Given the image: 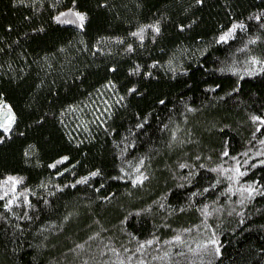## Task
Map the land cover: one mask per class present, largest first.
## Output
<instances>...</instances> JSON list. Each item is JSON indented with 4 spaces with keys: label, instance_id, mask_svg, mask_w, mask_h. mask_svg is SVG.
Returning <instances> with one entry per match:
<instances>
[{
    "label": "trees",
    "instance_id": "obj_1",
    "mask_svg": "<svg viewBox=\"0 0 264 264\" xmlns=\"http://www.w3.org/2000/svg\"><path fill=\"white\" fill-rule=\"evenodd\" d=\"M69 7L71 0H0V101L8 102L17 116L10 135L0 141V178L24 177L18 188L30 189L31 202L23 203L21 195V203L9 211L0 200V264H80L84 257L88 264H117L111 253L99 255L106 243L131 244L134 251L138 240L155 235L167 251L165 241L176 245L170 237L182 228H191L182 237L188 248L215 232L220 254H214L213 246L188 252L176 245L172 251L184 255H173L172 264H264V192L250 198L225 192L228 181L221 177L202 196L189 201L188 195L216 180L220 173L211 169L221 161L228 167L237 153L264 151L252 138L249 119L253 112H264V71H244L251 67L245 63L248 55L264 57V39L243 49L249 36L264 37L260 22L251 18L264 9V0H77L75 7L88 13L83 28L70 23V15L62 18L65 22L52 19ZM241 19L248 25L245 30L238 28L226 43L212 42ZM156 20L161 32L155 38L150 28L143 41L129 35ZM113 64L116 69L110 70ZM137 64L139 72L128 71ZM109 80L114 88L104 86ZM132 84L136 93L127 92ZM189 105L195 110L188 111ZM146 114L143 128H135ZM177 126L178 139L169 145ZM261 134L264 129L257 139ZM225 143L229 156L221 157ZM63 155L69 159L49 166ZM140 156L147 179L133 185ZM246 158L238 157L241 163ZM257 158L264 156L253 161ZM181 161L208 167L189 184L183 177L193 169L178 168ZM96 168L102 175L77 183ZM122 175L129 178L119 179ZM252 180L264 187V166L234 184L238 188ZM57 184L65 187L57 189ZM242 198L245 202L237 204ZM205 203L211 216L202 215ZM182 205L183 211L175 210ZM218 205L223 208L215 211ZM94 232L103 240H89ZM80 243L85 247L77 253ZM159 251L149 246V257Z\"/></svg>",
    "mask_w": 264,
    "mask_h": 264
},
{
    "label": "snow or ice",
    "instance_id": "obj_2",
    "mask_svg": "<svg viewBox=\"0 0 264 264\" xmlns=\"http://www.w3.org/2000/svg\"><path fill=\"white\" fill-rule=\"evenodd\" d=\"M15 3L16 0H13ZM102 2H106V0H102ZM71 3L73 7L66 8L64 11L58 12L56 16H54L52 19L65 22L62 20L63 17L66 15H70L73 17V19L70 21V23L73 24H78L80 28H83L85 26L84 21L86 20L88 13L86 11H80L78 10L75 5L77 4V0H71ZM193 3L195 4H201L203 3V0H193ZM255 19L256 21L260 22V28L264 29V9H261L259 12H256L253 14L251 17ZM9 28L12 27V25H8ZM179 28L183 29L186 26L184 24H179ZM248 27V25L244 22V20H233L229 26L226 27L225 30L221 31L218 36L213 38L214 43H226L231 37L234 36L236 33V30L239 28L241 30H245ZM151 29L153 32V38H155V34H158L161 32V27H160V21L156 20L153 21L151 24H141L135 32L129 33V35L133 37H138L140 41H143L145 39L144 33L146 29ZM42 30V29H41ZM35 32L36 29H33ZM113 40H122L123 37H112ZM261 39H264V37L260 35H251L248 38V42L243 44V49H248V44L249 43H255ZM133 49V45L129 43L127 45V50L131 51ZM237 51H241L240 48L237 49ZM250 51V50H249ZM202 54V53H201ZM153 64H156L157 61H153ZM245 63H250L251 67L245 68L244 71L248 75L254 74L256 71H264V57L262 56H257L254 54L248 55ZM140 65L137 64L133 68H129V72H139L140 71ZM116 65L113 64L110 67V70H115ZM223 70V69H222ZM231 71L236 72V68H230ZM181 71H186V69H181ZM145 76L149 75V73L145 72ZM105 87H115V82L114 81H107L106 84L104 85ZM211 87H218V85H214ZM138 91V87L136 84H132L131 87L127 89V92L129 93H136ZM3 94L0 93V96ZM124 97L121 96L120 100H123ZM160 104H164L165 100L161 99L159 100ZM188 111H194L195 109H192L191 106L189 105L187 108ZM103 115V113H101ZM137 116H140V113H136ZM186 118V117H185ZM43 120V117L40 118ZM149 119V116L146 114L141 117L140 122L135 125V128L137 129H142L144 123ZM249 119L251 120L254 130L252 132V138L256 140V143L260 145L261 148H264V134H261L259 138L257 139V134L262 133V129H264V112L256 113L253 112L250 114ZM17 120L16 113L13 111L12 106L4 102L3 104H0V130L4 133V135H0V141H4L8 135H10L11 130L13 129V125L15 124ZM101 124L104 123V120L99 121ZM179 130V126L176 128L171 129V139L168 141L169 145H172L174 142L177 141V133ZM181 143L183 141H180ZM251 152V155L248 153ZM30 153L26 152V155ZM221 157H228L229 156V149L227 144L225 143L223 147V151L220 153ZM264 156V151L256 150L253 151L252 149H246L242 153H237L236 155H233L230 157L232 164L229 165L228 167H223V164L225 161H221V164H217L215 167L211 169L213 172H219L220 175L217 176L216 180L210 182L203 190L201 189H196V191L189 193V201L191 200L192 197L199 195H203L204 192H207L210 188H215L217 184L221 183V177H224L228 181L227 187L224 189L225 192H232V191H239L241 197H246L250 198L253 195H255L258 191L259 192H264V187H257V181L252 180V181H243L239 183L238 188L234 184V182H239L241 181V178L245 175V173L251 171V169H254L257 167V165L264 166V159L257 158L253 161V157H261ZM238 157H247L246 159H243V162L241 163V159H238ZM69 157L67 155H63L58 157L57 160L53 161L52 164L49 166L51 168H56L57 164H59L61 161H67ZM145 157L140 156L139 157V162L136 163L135 168L133 169V175H131V183L133 185L142 183L147 179V176L143 171H140L141 165L144 162ZM197 162H200L202 157L201 156H196L194 158ZM209 159H211L209 157ZM251 161V163H250ZM178 168L183 169L186 167H191L193 169L192 172L189 173L187 177H183V179L189 183L192 184L193 180L191 177L195 176L196 173H198L201 168H207V164H200V167H197L196 164L191 163L190 161H181L178 162L177 165ZM121 172H124V169L121 168ZM57 176H59L61 173L57 171L55 173ZM102 175L101 169L96 168L91 172H88L87 175L85 176H80L79 180L77 183H85L89 177L92 176H98ZM129 177L127 175H122L119 177V179H128ZM24 180V177L22 176H16L12 174H7L3 176V178H0V200L6 201L3 203V208L11 211L12 206L14 204H20L21 200L18 199L21 195H23L24 200L23 203L28 204L29 206L31 205V202L27 199V194L30 191L28 188H23L20 187L18 188V185L21 184V182ZM182 186V185H181ZM57 189H62L65 187V185H60L57 184L55 185ZM112 194L109 193V196ZM108 196L103 197L105 201L108 200ZM186 201V204L188 206H192V204ZM245 200L239 199L236 201L237 204H243ZM215 203V202H211ZM165 205L162 203L160 207H164ZM151 206H149L150 208ZM223 208V205H218L215 211H220ZM184 205L180 206V208L175 209L176 211H183ZM202 215L205 217L211 216L213 213L211 211H208V203H205L201 206L200 208ZM136 213H139L141 211H144L142 209H134L133 210ZM171 211V209H170ZM242 211V209H241ZM13 216L16 215L15 212L11 213ZM72 213H69L64 217V220H68L69 216H71ZM127 219V217H125ZM123 223V221L121 222ZM204 227L211 229L212 225L208 224L206 220L201 221ZM17 227L20 228L21 226L17 224ZM193 228L197 227L196 225L192 226ZM203 229H201L202 231ZM191 231V228H182L178 230L177 234L173 235L170 237V241L176 242V245H182L184 248L187 249L188 252H198L201 249L204 251H208V246H213L214 247V254L219 255L220 254V246H219V241L216 239L215 232L212 233V236L208 239H204L202 242H198L197 246L195 248H188L187 245L185 244L183 237L184 233H188ZM207 235V233L205 234ZM130 238L132 237V234H129ZM93 237H99L101 240H103V237H100V234L98 232H94L91 237L88 239L91 240ZM114 241L108 242L105 244L103 248L99 250V255L104 256L105 253H111L112 258L117 261V264H152V262L155 261H163L167 262V264H172V256H176L177 258L182 257L184 255V252L181 251H176L173 252L172 249L176 245L171 244L169 241H165L166 244H168V250L165 251L163 248H161L160 241L155 235H152L150 238L143 239V240H138L135 250H131L132 246L131 244L128 245V247H115ZM127 243V241H126ZM155 245L156 249H159V254H154L149 257L148 250L149 246ZM85 244L80 243L75 245V251L79 253V250L84 248ZM147 257V258H146ZM92 259H95V257H92ZM89 258L84 257L81 261L80 264H88ZM105 264H107V260H105ZM178 264V261H177Z\"/></svg>",
    "mask_w": 264,
    "mask_h": 264
},
{
    "label": "rangeland",
    "instance_id": "obj_3",
    "mask_svg": "<svg viewBox=\"0 0 264 264\" xmlns=\"http://www.w3.org/2000/svg\"><path fill=\"white\" fill-rule=\"evenodd\" d=\"M4 102H6V101H4V100H1L0 101V104H3ZM7 104H9L8 102H6ZM10 105V104H9Z\"/></svg>",
    "mask_w": 264,
    "mask_h": 264
}]
</instances>
